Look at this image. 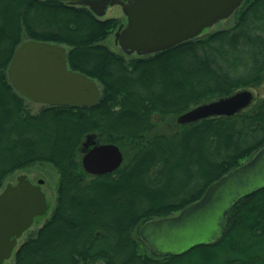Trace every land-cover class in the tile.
<instances>
[{"label":"trees","instance_id":"trees-1","mask_svg":"<svg viewBox=\"0 0 264 264\" xmlns=\"http://www.w3.org/2000/svg\"><path fill=\"white\" fill-rule=\"evenodd\" d=\"M230 17L229 27L131 56L104 43L122 26L118 17L60 0H0V191L10 174L36 163L58 173L55 204L18 244L13 264H264V186L228 209L223 233L209 243L157 254L139 235L264 146V96L231 116L176 122L198 104L264 82V0H244ZM28 39L65 45L68 67L98 82V101L31 111L7 77ZM165 121L173 127L160 131ZM91 135L120 147L116 170L84 171Z\"/></svg>","mask_w":264,"mask_h":264},{"label":"water","instance_id":"water-1","mask_svg":"<svg viewBox=\"0 0 264 264\" xmlns=\"http://www.w3.org/2000/svg\"><path fill=\"white\" fill-rule=\"evenodd\" d=\"M86 5L99 17L108 6L120 5L126 24L115 33V43L123 52L138 55L165 50L194 38L206 28L226 19L243 0H60ZM7 77L21 96L42 105L92 106L100 97L98 82L67 63L63 44L28 39L15 49L7 67ZM253 94L241 89L233 94L198 104L179 114L178 124L212 116H231L248 107ZM92 145V146H89ZM123 153L115 143L87 142L81 165L91 175L116 170ZM44 180L31 182L20 174L16 183L0 191V264L12 257L18 240L35 221L47 213L49 205L42 190ZM264 186V146L250 159L211 183L197 201L171 216L145 222L139 235L157 254H179L209 243L220 236L228 209L241 197Z\"/></svg>","mask_w":264,"mask_h":264},{"label":"rangeland","instance_id":"rangeland-1","mask_svg":"<svg viewBox=\"0 0 264 264\" xmlns=\"http://www.w3.org/2000/svg\"><path fill=\"white\" fill-rule=\"evenodd\" d=\"M108 17H118L121 19L122 24H124V25L126 24V16L123 13L120 5L115 4L112 6H108V8L106 9L105 15L102 18H108ZM233 22H234L233 17H229L227 19L221 20V21L215 23L213 26L209 27L208 29H205L202 34L208 33V32H211V31H214L217 29L229 27L233 24ZM115 32H116V30H114L108 36V38L105 40L104 43L109 48L114 50L115 52L122 53L120 46L115 43ZM131 56H134V54ZM250 89H251L254 96H256V97L264 96V82L261 85H259L258 87H251ZM26 104L29 107V109L33 112H36L41 107V104H38L35 102L26 101ZM172 127L173 126H172L171 122L165 121L164 123L159 125L158 129L160 131H168V130L172 129ZM88 138H90L89 141L95 139V137L92 135L89 136ZM20 174H25L27 176V178L33 183H37V181L39 179L44 180V182L42 184V190L44 191V193L46 195L48 205H49V210L44 216L35 219L32 226L27 231H25L23 233V235L20 237V239L18 240V244H20L22 241H24L29 235L34 233V231L38 227H40L43 224V222L46 220V218L49 216V214H50V212H51V210L55 204L56 187H57V182H58V173H57V171L53 165H51L50 163H36L34 165H31L29 167L17 170L15 172H13L12 174H10L5 179L3 187L7 183H13V184L16 183V179ZM6 264H13V257H11L9 260H7Z\"/></svg>","mask_w":264,"mask_h":264},{"label":"flooded vegetation","instance_id":"flooded-vegetation-1","mask_svg":"<svg viewBox=\"0 0 264 264\" xmlns=\"http://www.w3.org/2000/svg\"><path fill=\"white\" fill-rule=\"evenodd\" d=\"M243 2H244V0L242 1V3H243ZM242 3L240 4V6L242 5ZM240 6H239V7H240ZM239 7H238V8H239ZM238 8H237V9H238ZM237 9H236V10H237ZM236 10H235V11H236ZM235 11H234V12H235ZM234 12H233V13H234ZM233 13H232V15H233ZM232 15H231V16H232ZM102 17H103V16H102ZM228 18H229V17H228ZM226 19H227V18H226ZM223 20H224V19H223ZM220 21H221V20H220ZM218 22H219V21H218ZM122 25H124V24H122ZM206 29H208V28H206ZM204 30H205V29H204ZM204 30L202 31V33L204 32ZM116 31H117V30H116ZM115 33H116V32H115ZM202 33H201L200 35H202ZM198 36H199V35H198ZM121 51H122V50H121ZM122 52H123V51H122ZM158 52H159V51H158ZM123 53H125V54H129V55H133V54H134V55H138V54H136V53H131V54H130V53H126V52H123ZM147 55H148V54H147ZM138 56H142V55H138ZM246 89L249 90L250 88H246ZM240 90H241V89H240ZM250 91H251V89H250ZM251 92H252V91H251ZM252 94H253V93H252ZM253 98H254V95H253ZM253 98H252V101H253ZM27 100H28V99H27ZM28 101H30V100H28ZM252 101H251V102H252ZM30 102H32V101H30ZM250 104H251V103H250ZM176 118H177V117H176ZM92 136L95 137V135H92ZM88 137H89V136H88ZM89 139H90V138H89ZM93 141L96 142V143H97V142H100V141L97 140L96 138L93 139V140H91L90 142H93ZM85 142H87V140H86ZM85 142H84V143H85ZM84 143H83V147H84ZM100 143H105V142H100ZM106 143H107V142H106ZM108 143H111V142H108ZM116 145H117V144H116ZM89 146H92V145H89ZM83 147H82V148H83ZM119 148H120V147H119ZM120 150H121V149H120ZM121 151H122V150H121ZM122 153H123V152H122ZM123 158H124V156H123ZM122 162H123V161H122ZM46 199H47V198H46ZM47 202H48V201H47ZM48 210H49V209H48ZM47 212H48V211H47ZM43 216H44V215H43Z\"/></svg>","mask_w":264,"mask_h":264}]
</instances>
